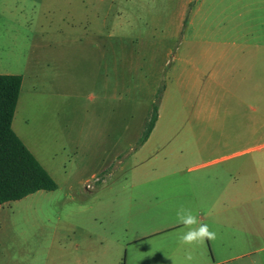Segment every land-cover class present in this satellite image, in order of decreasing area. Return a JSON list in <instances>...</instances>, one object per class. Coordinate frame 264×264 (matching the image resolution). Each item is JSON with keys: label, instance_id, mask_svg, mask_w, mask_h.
<instances>
[{"label": "rangeland", "instance_id": "obj_1", "mask_svg": "<svg viewBox=\"0 0 264 264\" xmlns=\"http://www.w3.org/2000/svg\"><path fill=\"white\" fill-rule=\"evenodd\" d=\"M232 1L0 0V73L23 77L12 127L58 184L0 207V264H140L134 239L182 208L197 217L209 158L172 162L224 130L197 112L195 66L206 17L233 14ZM243 1L245 18L264 21V0Z\"/></svg>", "mask_w": 264, "mask_h": 264}, {"label": "crops", "instance_id": "obj_2", "mask_svg": "<svg viewBox=\"0 0 264 264\" xmlns=\"http://www.w3.org/2000/svg\"><path fill=\"white\" fill-rule=\"evenodd\" d=\"M253 4L235 0L228 4L233 14L214 7L206 17L209 47L202 53L204 64L195 66V82L202 86L197 112L221 121L224 130L211 132V144L189 147L172 162L180 166L191 156L209 158L202 163L209 170L196 180L207 184L199 188L197 220L214 238L182 244L179 237L187 231L182 224L160 227L134 239L144 243V253L134 257L140 264H264V21L244 17L245 7L252 10ZM144 127L145 122L136 142ZM17 132L52 176L30 140ZM217 138L224 146L216 145Z\"/></svg>", "mask_w": 264, "mask_h": 264}, {"label": "trees", "instance_id": "obj_3", "mask_svg": "<svg viewBox=\"0 0 264 264\" xmlns=\"http://www.w3.org/2000/svg\"><path fill=\"white\" fill-rule=\"evenodd\" d=\"M22 83L20 74L0 73V207L40 190L54 191L58 188L56 180L12 127ZM158 109L156 101L139 137V144H143L154 129Z\"/></svg>", "mask_w": 264, "mask_h": 264}, {"label": "clouds", "instance_id": "obj_4", "mask_svg": "<svg viewBox=\"0 0 264 264\" xmlns=\"http://www.w3.org/2000/svg\"><path fill=\"white\" fill-rule=\"evenodd\" d=\"M177 222L182 224L187 231L180 235L179 239L182 244H192L193 242L203 240L205 238H214V233L209 230L207 224H198L197 217L193 215L187 209H180L176 213ZM193 225H198L197 227H192ZM190 258V257H189Z\"/></svg>", "mask_w": 264, "mask_h": 264}]
</instances>
